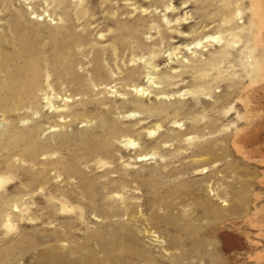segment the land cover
<instances>
[{
	"label": "rangeland",
	"instance_id": "1",
	"mask_svg": "<svg viewBox=\"0 0 264 264\" xmlns=\"http://www.w3.org/2000/svg\"><path fill=\"white\" fill-rule=\"evenodd\" d=\"M0 177V264H264V0H0Z\"/></svg>",
	"mask_w": 264,
	"mask_h": 264
},
{
	"label": "bare ground",
	"instance_id": "2",
	"mask_svg": "<svg viewBox=\"0 0 264 264\" xmlns=\"http://www.w3.org/2000/svg\"><path fill=\"white\" fill-rule=\"evenodd\" d=\"M206 37H207V36H206ZM212 37H214V36H212ZM212 37H209V39H205L204 42H209V41L212 42V41H214ZM211 39H212V40H211ZM25 45H26V44H25ZM23 46H24V45H23ZM23 51H24L25 53L28 52V54H29L28 56H30V58H31V55H32V54L30 53V52H31V48H28V46H27V47L24 46V47H23ZM30 58H29V59H30ZM21 60H22V59H21ZM226 97H227V96H226ZM227 99H228V98H227ZM225 100H226V99H225ZM137 157H138V158H137L138 161H141V160L146 159V157H144V156L141 155V154H140V156H137ZM2 180H3V179L0 177V183L2 182ZM0 185H1V184H0Z\"/></svg>",
	"mask_w": 264,
	"mask_h": 264
}]
</instances>
